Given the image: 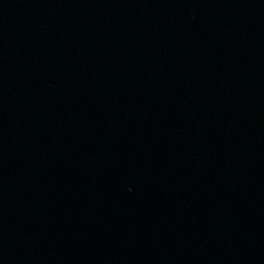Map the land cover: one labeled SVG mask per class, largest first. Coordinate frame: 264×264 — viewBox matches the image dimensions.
Instances as JSON below:
<instances>
[{"label":"water","instance_id":"1","mask_svg":"<svg viewBox=\"0 0 264 264\" xmlns=\"http://www.w3.org/2000/svg\"><path fill=\"white\" fill-rule=\"evenodd\" d=\"M0 264H264V0H0Z\"/></svg>","mask_w":264,"mask_h":264}]
</instances>
